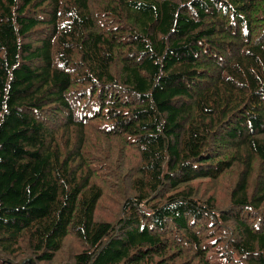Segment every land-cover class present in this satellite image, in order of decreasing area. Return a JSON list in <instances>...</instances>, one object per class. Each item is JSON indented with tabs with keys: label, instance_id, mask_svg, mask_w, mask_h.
I'll return each instance as SVG.
<instances>
[{
	"label": "trees",
	"instance_id": "obj_1",
	"mask_svg": "<svg viewBox=\"0 0 264 264\" xmlns=\"http://www.w3.org/2000/svg\"><path fill=\"white\" fill-rule=\"evenodd\" d=\"M0 264H264V0H0Z\"/></svg>",
	"mask_w": 264,
	"mask_h": 264
}]
</instances>
